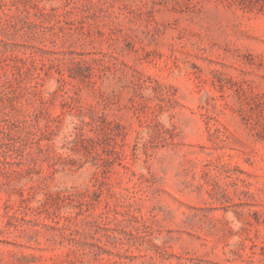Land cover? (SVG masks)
<instances>
[{"label": "rangeland", "instance_id": "rangeland-1", "mask_svg": "<svg viewBox=\"0 0 264 264\" xmlns=\"http://www.w3.org/2000/svg\"><path fill=\"white\" fill-rule=\"evenodd\" d=\"M0 264H264V0H0Z\"/></svg>", "mask_w": 264, "mask_h": 264}]
</instances>
